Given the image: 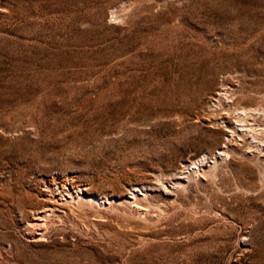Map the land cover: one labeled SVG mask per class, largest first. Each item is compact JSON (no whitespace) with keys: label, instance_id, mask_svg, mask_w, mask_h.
<instances>
[{"label":"rangeland","instance_id":"1","mask_svg":"<svg viewBox=\"0 0 264 264\" xmlns=\"http://www.w3.org/2000/svg\"><path fill=\"white\" fill-rule=\"evenodd\" d=\"M0 264H264V0H0Z\"/></svg>","mask_w":264,"mask_h":264},{"label":"bare ground","instance_id":"2","mask_svg":"<svg viewBox=\"0 0 264 264\" xmlns=\"http://www.w3.org/2000/svg\"><path fill=\"white\" fill-rule=\"evenodd\" d=\"M88 191V190H87ZM90 193V192H89ZM89 193H85V194H83V197L85 196L86 197V199L85 200H88L89 202L91 201V202H96V201H99V197H96V196H94V195H92V194H89ZM84 200V199H83ZM87 202V201H86ZM141 204V203H140ZM139 207V206H138ZM136 211V210H135ZM141 214V213H140ZM150 215V214H149Z\"/></svg>","mask_w":264,"mask_h":264}]
</instances>
